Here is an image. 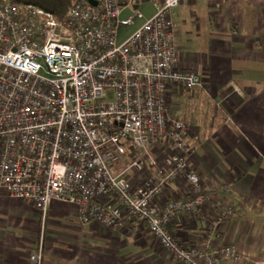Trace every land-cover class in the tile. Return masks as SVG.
Listing matches in <instances>:
<instances>
[{
	"label": "built area",
	"instance_id": "1",
	"mask_svg": "<svg viewBox=\"0 0 264 264\" xmlns=\"http://www.w3.org/2000/svg\"><path fill=\"white\" fill-rule=\"evenodd\" d=\"M163 0L146 18L138 0H75L64 17L25 0H0V192L34 205L43 224L50 205L74 206L82 224L116 229L135 221L181 264H231L236 246L210 248L213 232L236 217L218 213L202 247L170 230L200 215L207 194L189 161L198 137L170 113L173 87L201 88L177 62L174 10ZM172 151L161 166L159 147ZM155 169L141 187L128 174ZM184 177L189 196L163 206L167 185ZM30 255L43 263L45 231ZM255 264H264L263 260Z\"/></svg>",
	"mask_w": 264,
	"mask_h": 264
},
{
	"label": "crops",
	"instance_id": "2",
	"mask_svg": "<svg viewBox=\"0 0 264 264\" xmlns=\"http://www.w3.org/2000/svg\"><path fill=\"white\" fill-rule=\"evenodd\" d=\"M163 0H138L155 14ZM150 12V13H149ZM177 62L198 73L201 88L173 87L174 118L198 137L190 167L201 178L207 202L200 215L184 214L170 224L185 246L202 247L218 213L232 207L236 217L213 232L209 247L236 246L243 260L264 259V0H189L174 10ZM172 150L159 147L162 166ZM155 169L131 172L135 187ZM184 177L171 181L157 202L163 206L189 196ZM62 204V205H61ZM135 221L111 229L82 224L74 206L52 203L43 224L32 204L0 192V264H33L30 255L45 231L42 264H181Z\"/></svg>",
	"mask_w": 264,
	"mask_h": 264
},
{
	"label": "trees",
	"instance_id": "3",
	"mask_svg": "<svg viewBox=\"0 0 264 264\" xmlns=\"http://www.w3.org/2000/svg\"><path fill=\"white\" fill-rule=\"evenodd\" d=\"M26 2L35 3L46 10L53 12L58 18H62L67 10L74 4L75 0H25Z\"/></svg>",
	"mask_w": 264,
	"mask_h": 264
},
{
	"label": "rangeland",
	"instance_id": "4",
	"mask_svg": "<svg viewBox=\"0 0 264 264\" xmlns=\"http://www.w3.org/2000/svg\"><path fill=\"white\" fill-rule=\"evenodd\" d=\"M146 6H147V8H148L147 11L151 10V7H152L151 4H148V5H146ZM147 11H146V7L143 8V12H147ZM149 13H150V12H149ZM175 106H176V104H173V103H172V108L170 109V111L173 112V114H175V113H174V111H175ZM61 205H62V204H61Z\"/></svg>",
	"mask_w": 264,
	"mask_h": 264
}]
</instances>
